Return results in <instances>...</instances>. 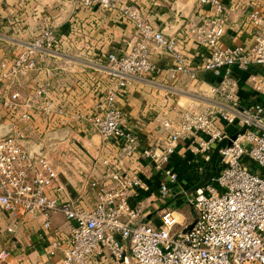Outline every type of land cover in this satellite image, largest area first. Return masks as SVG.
I'll return each instance as SVG.
<instances>
[{"label": "built area", "instance_id": "2783aa9c", "mask_svg": "<svg viewBox=\"0 0 264 264\" xmlns=\"http://www.w3.org/2000/svg\"><path fill=\"white\" fill-rule=\"evenodd\" d=\"M71 1L78 6L116 9L135 34L124 47L103 54V69L110 80L98 85L94 108L87 111L73 110L66 98L56 95L52 83L60 65L50 61L59 54L64 34L49 23L27 39L0 34V41L12 47L9 55L0 57V85L5 86L0 90V108L6 117L0 124L4 128L0 134V207L12 218L6 230L14 231L27 215L41 217L42 229H48L52 214L61 213L70 222L69 230L47 244L50 256L61 252L57 264H264V101L244 103L232 74L234 66L247 71L250 87L264 94V2H250L244 15L235 13L242 16L243 24L252 26L254 40L226 45L222 43L228 28L224 0H197V5L208 6L210 14L193 15L175 34L157 30L132 4ZM188 40L200 50L196 62L184 51ZM152 47L165 50L173 59L168 70L171 79L186 74L196 89L190 104L174 117L163 116L160 136L140 149L139 137L126 124L118 99L133 80L151 79L161 72L151 58ZM198 68L210 71L215 79L200 77ZM32 76L38 82L30 86ZM36 111L45 116L54 111L72 114L98 130L105 141L116 142L111 159L103 161L102 178L90 181L97 195L93 206L67 198L47 155L27 146L23 127ZM232 134L235 137L219 148V163L209 181L182 191L191 205L192 220L179 222L166 205L159 223L147 221L133 201L148 188L139 175L140 158H148L163 174L158 195L166 198L178 179L170 157L179 143L209 159L215 145ZM245 156L257 167H248ZM188 223L191 227L183 231Z\"/></svg>", "mask_w": 264, "mask_h": 264}, {"label": "crops", "instance_id": "0c3cea01", "mask_svg": "<svg viewBox=\"0 0 264 264\" xmlns=\"http://www.w3.org/2000/svg\"><path fill=\"white\" fill-rule=\"evenodd\" d=\"M116 1L140 8L152 25L166 34L183 30L193 15L211 12L207 5H197V0ZM224 1L228 5V28L222 43L234 45L252 42V26L243 24L242 16L237 17L235 13L240 11L244 15L250 2L259 4L264 0ZM44 23L52 25L58 34L65 35L59 54L50 61L60 65L52 78L56 95L66 98L75 111L93 109L98 85L110 80L103 69V54L124 47V42L134 37V27L116 9L78 6L71 0H0V34L27 39ZM75 24L77 28L73 27ZM183 47L188 55L193 56V62L200 59V50L192 40L184 42ZM11 49L8 42L0 41V57L9 55ZM151 58L161 72L151 79L133 80L118 99L126 124L139 137L140 149L160 136L158 127L163 116L174 117L179 109L190 104L193 100L191 95L196 89L194 81L186 74H181L178 79L169 77L168 70L173 59L168 52L152 47ZM197 74L210 81L215 79L210 71L201 68H198ZM232 74L239 83V95L244 103L264 100V94L260 97L250 87L247 71L234 66ZM37 82L38 79L32 76L27 84L33 86ZM4 87L0 85V90ZM61 119L63 123L59 122ZM26 144L45 153L52 146L51 156L57 164L58 180L64 187L65 196L85 206L95 204L97 195L90 181L102 178L106 166L103 161L111 159L116 148L113 139L105 141L98 130L72 114L62 116L54 111L45 116L36 111ZM216 160L212 174L216 170ZM140 162L139 175L148 188L142 190L133 201L142 208L147 221L159 223L161 209L166 205L174 210L176 217L183 216L177 208L181 199H185L182 191L193 190L206 172L209 159L179 143L170 157V164L177 172L178 179L173 193L166 198L158 195L163 174L151 165L148 158L141 157ZM125 163L131 166L129 161ZM51 221L50 228L42 229L41 217L27 215L14 231L8 232L6 226L12 222V218L0 207V251H4L0 264H57L61 252L50 256L47 244L53 236L63 237L69 230L70 222L59 212L52 214ZM104 264L117 263L106 261Z\"/></svg>", "mask_w": 264, "mask_h": 264}, {"label": "rangeland", "instance_id": "374dc122", "mask_svg": "<svg viewBox=\"0 0 264 264\" xmlns=\"http://www.w3.org/2000/svg\"><path fill=\"white\" fill-rule=\"evenodd\" d=\"M12 50V49H11ZM10 50V51H11ZM257 94H259V96L260 97H262L263 95L261 94V93H259V92H256ZM264 101V100H263ZM6 117H5V113H4V111H3V109L2 108H0V124L4 121V119H5ZM30 125H31V122H29V123H26L25 124V126L23 127V129L27 132V134L29 133V127H30ZM232 129H233V126H230L229 128H228V130L229 131H232ZM0 130H4V128H3V126H0ZM52 146H51V148L47 151L46 150V155H47V157L50 159V161H51V163L53 164V166L56 168V170H57V167H56V165L57 164H55L54 163V160L52 159V156H51V154H52ZM244 160H245V162L247 163V165H248V167H250V168H254V167H257L256 166V163H255V161H253V160H251V159H249V158H247L246 156L244 157ZM216 163L218 164L219 163V161L217 160L216 161ZM216 167H217V165H216ZM216 172V170H214V173ZM185 190H187V189H185ZM180 195V194H179ZM178 195V196H179ZM67 196V195H66ZM180 206V207H179ZM177 208H179V210H181V212L183 213V216L181 215V216H177V220L179 221V222H183V221H191L192 220V218H193V213H192V209H191V205L185 200V199H181V203H180V205H179ZM176 207V206H175ZM6 214V213H5Z\"/></svg>", "mask_w": 264, "mask_h": 264}, {"label": "water", "instance_id": "95a60500", "mask_svg": "<svg viewBox=\"0 0 264 264\" xmlns=\"http://www.w3.org/2000/svg\"><path fill=\"white\" fill-rule=\"evenodd\" d=\"M241 130H243V128ZM0 134L3 135L4 134V130L3 131L0 130ZM234 137H235V134H232V135H230V138H223L215 145V147L213 148V150H212V152L210 154L209 163L206 165V172L204 173V175L200 179V181H198L193 186V189H195L197 187L204 186L209 181V179L212 176V169L215 166V160H216V157L218 155L219 148L224 146V145H226V144H228L230 142V139H233ZM191 225H192V223H188L186 225V227L183 229V231H185L186 229L190 228Z\"/></svg>", "mask_w": 264, "mask_h": 264}]
</instances>
